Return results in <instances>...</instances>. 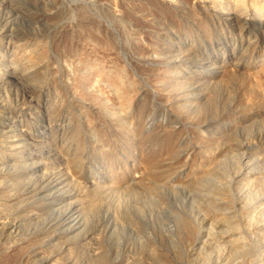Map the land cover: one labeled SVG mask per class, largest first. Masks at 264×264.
I'll return each mask as SVG.
<instances>
[{
    "label": "rangeland",
    "instance_id": "obj_1",
    "mask_svg": "<svg viewBox=\"0 0 264 264\" xmlns=\"http://www.w3.org/2000/svg\"><path fill=\"white\" fill-rule=\"evenodd\" d=\"M245 1L0 0V264H264Z\"/></svg>",
    "mask_w": 264,
    "mask_h": 264
},
{
    "label": "bare ground",
    "instance_id": "obj_2",
    "mask_svg": "<svg viewBox=\"0 0 264 264\" xmlns=\"http://www.w3.org/2000/svg\"><path fill=\"white\" fill-rule=\"evenodd\" d=\"M218 2V1H217ZM246 1L245 0H237V3L240 5V8L241 9H244L243 10V12H242V14H243V16H244V19L248 22L249 21V15H248V10L246 9V3H245ZM252 2H254V0H252ZM214 3H216V1H214L213 2V4ZM236 3V2H235ZM245 11L247 12L246 14H245ZM250 14V13H249ZM228 15L229 16H231V15H233L234 16V14H233V12H228ZM247 15H248V17H247ZM263 17V16H262ZM261 20H264V18L263 19H261ZM252 21V20H251ZM35 52H37V51H35ZM40 52V53H39ZM39 52H37V55H38V60H40V62L42 61V62H44L45 60H46V58H47V54H46V52H45V49L44 48H42V49H40V51ZM115 82H116V80H115ZM114 82V83H115ZM237 247H239V246H236L235 248L237 249ZM240 248V247H239Z\"/></svg>",
    "mask_w": 264,
    "mask_h": 264
}]
</instances>
